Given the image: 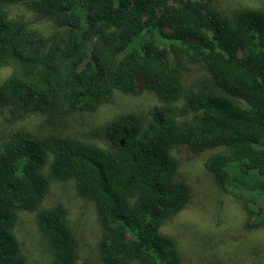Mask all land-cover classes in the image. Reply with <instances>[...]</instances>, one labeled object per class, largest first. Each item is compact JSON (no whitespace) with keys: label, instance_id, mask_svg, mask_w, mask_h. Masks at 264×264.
<instances>
[{"label":"trees","instance_id":"16d2710c","mask_svg":"<svg viewBox=\"0 0 264 264\" xmlns=\"http://www.w3.org/2000/svg\"><path fill=\"white\" fill-rule=\"evenodd\" d=\"M15 4L52 30L8 17ZM190 64L205 73L186 86ZM0 68L10 71L0 105L15 110L92 112L136 90L158 101L151 117L109 121L106 147L24 129L0 136V264H28L13 232L20 211L34 212L51 264H76L66 209H39L50 180L73 181L93 202L104 264H181L160 231L190 198L171 154L179 146L218 149L205 170L240 203L246 230L264 228V11L226 17L211 0H0Z\"/></svg>","mask_w":264,"mask_h":264},{"label":"rangeland","instance_id":"374dc122","mask_svg":"<svg viewBox=\"0 0 264 264\" xmlns=\"http://www.w3.org/2000/svg\"><path fill=\"white\" fill-rule=\"evenodd\" d=\"M211 3L226 17L240 10L264 11V0H211ZM7 14L8 17L23 16L31 27L43 34L53 28L51 23L38 19L20 4L8 6ZM9 72L8 68H0V85ZM204 73L202 65L190 64L183 83L189 86ZM157 104L152 91L136 90V94L115 92L110 102L95 111H75L66 115H59L52 108L40 113L0 105V136L24 129L106 147L105 140L99 137L109 121L126 114L142 113L151 117ZM217 150L194 154L188 147L179 146L171 151L178 162L177 178L188 186L190 198L183 210L164 222L160 231L176 241L181 264H264V228L246 230L240 203L225 194L213 174L203 166L205 158ZM55 205L66 209L77 242L76 264H104L99 256L103 230L93 202L78 196L73 181L50 180L39 209ZM13 232L28 264H51L53 253L37 231L34 212H18Z\"/></svg>","mask_w":264,"mask_h":264}]
</instances>
